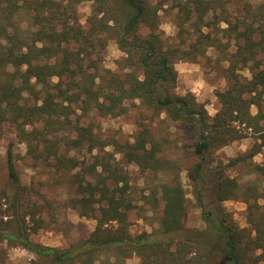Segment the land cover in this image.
Returning <instances> with one entry per match:
<instances>
[{
  "label": "trees",
  "instance_id": "trees-1",
  "mask_svg": "<svg viewBox=\"0 0 264 264\" xmlns=\"http://www.w3.org/2000/svg\"><path fill=\"white\" fill-rule=\"evenodd\" d=\"M84 1L0 0V138L5 126H12L35 162L67 175L77 193L72 207L97 221L87 238L67 248L33 242L25 228L32 213H20L28 188L10 142L7 164L14 192L11 202L8 194L0 195V264L8 261L4 242L31 251L35 257L30 264H129L134 255L139 264H213L210 248L232 256L234 264H246L249 253L260 250L258 261L264 263V211L251 214L254 236L211 212L205 215L207 228H188L186 191L178 174L152 185L145 195L160 214L159 227L133 235L129 174L106 146H115L142 171L173 172L176 162L159 155L161 144L146 126L134 142L108 143L83 121L93 111L124 114L127 100H139L155 116L165 113L192 141L196 182L205 181L208 155L245 137V130L259 133L262 141L232 162L255 156L264 147V11L249 9L234 21L229 18L231 0H171L178 42L166 46L160 12L170 0H94L86 25L79 11ZM110 39L125 53L116 70L104 65ZM212 48L229 64L228 86L217 92L221 108L214 116L192 91L175 92L178 71L173 63L175 58L197 62ZM242 67L250 71V79L241 78ZM253 104L257 114L251 112ZM256 169L264 175V165ZM238 188L237 179L221 173L214 195L232 199ZM204 196L199 191L200 202ZM13 219L19 222L16 232L10 231ZM39 222L33 231L41 227Z\"/></svg>",
  "mask_w": 264,
  "mask_h": 264
},
{
  "label": "rangeland",
  "instance_id": "rangeland-1",
  "mask_svg": "<svg viewBox=\"0 0 264 264\" xmlns=\"http://www.w3.org/2000/svg\"><path fill=\"white\" fill-rule=\"evenodd\" d=\"M156 1L158 0H154ZM93 2L94 0H86L79 5L84 25ZM172 4L171 0L168 1L160 12V27L163 30L166 46L178 42L177 27L173 21L176 10ZM228 5L229 18L234 21L235 17L248 14L249 9L264 11V0H231ZM23 23L24 27H27L26 19ZM224 25L226 24L223 23ZM233 50L234 48L231 47L228 52ZM124 56L125 53L121 51L116 40L110 39L104 52V65L116 70L117 61ZM173 63L178 71L175 92L183 95L192 91L199 101L205 103L210 115H216L221 108L217 92L225 90L229 82L227 72L229 64L224 54L212 48L205 56L199 57L197 62L175 58ZM238 73L243 80L252 77L246 67L240 68ZM54 80L56 81L57 78ZM126 102L128 109L124 114L103 116L93 111L83 118L84 124H92L108 143H112L115 139L121 143L134 142L139 132L146 126L154 139L161 144L162 151L159 155L176 162L173 172L142 171L136 164L127 163L115 146L112 144L106 146L105 151L113 154L129 174L134 202V208L130 214L131 233L137 235L144 231L151 232L159 227L160 214L146 202L145 195L152 185L161 181L169 182L175 174H178L187 197V216L184 219L186 227L201 230L207 228L208 221L205 215L211 212L233 221L254 236L253 225L250 223L251 214L258 215L264 211V175L256 169L257 165H264V147L255 156L247 157L236 164L232 161L257 149L262 141L261 135L252 130H245V137L214 149L208 155L207 165L203 170L205 181L196 182L193 177V166L198 158L192 154L193 149L190 147L192 141L185 128L165 113L155 116L152 110L143 106L139 100ZM261 108L264 113V94ZM258 111L259 108L253 104L251 112L257 114ZM10 142H14L16 165L21 181L28 188L27 196L23 199L25 205L20 208V213L23 215L27 211L32 213L25 219V228L31 232L30 239L38 244L67 248L77 240L87 238L94 230L97 221L93 217L82 215L79 209L72 207L73 198L77 197V193L75 188L68 184L67 175L35 162L26 142L22 141L15 129L9 125L5 126L4 134L0 138V195L8 194L7 202H11V195L14 192V184L10 179L7 164ZM80 157H83L82 154ZM221 173H224L225 177L237 179L239 183L237 197L224 201L215 197L214 192ZM254 190L258 192V197ZM199 191H203L205 195L202 202L199 201ZM37 222L41 223V227L33 231ZM10 223V231L16 232L18 220L13 219ZM3 246L8 249L7 264H30L35 257L31 251L21 245L4 242ZM260 253V250L250 252L246 264H264L258 261ZM224 257L210 248L208 253L210 263L223 264ZM140 260L138 255H134L128 259V263L139 264Z\"/></svg>",
  "mask_w": 264,
  "mask_h": 264
},
{
  "label": "flooded vegetation",
  "instance_id": "flooded-vegetation-1",
  "mask_svg": "<svg viewBox=\"0 0 264 264\" xmlns=\"http://www.w3.org/2000/svg\"><path fill=\"white\" fill-rule=\"evenodd\" d=\"M222 263L223 264H234L233 257L230 255H225Z\"/></svg>",
  "mask_w": 264,
  "mask_h": 264
}]
</instances>
